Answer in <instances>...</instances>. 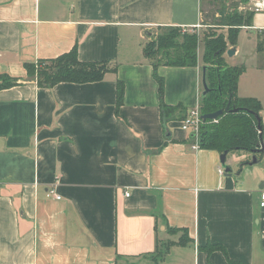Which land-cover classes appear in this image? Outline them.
Instances as JSON below:
<instances>
[{
  "label": "crops",
  "instance_id": "obj_1",
  "mask_svg": "<svg viewBox=\"0 0 264 264\" xmlns=\"http://www.w3.org/2000/svg\"><path fill=\"white\" fill-rule=\"evenodd\" d=\"M201 22V0H0V74L18 81L0 91V264H153L158 240L175 243L181 231L187 242L160 264H229L208 244L264 264V153L241 169L251 155L229 153L225 174L217 151L192 149L182 120L166 122V137L143 55L158 27L197 32ZM74 46L80 61H110L116 73L52 88L27 77L25 63ZM236 49L226 63L245 67L236 93L260 103L264 146V12L240 29ZM201 54L196 67L157 69L164 103L186 116L201 101Z\"/></svg>",
  "mask_w": 264,
  "mask_h": 264
},
{
  "label": "trees",
  "instance_id": "obj_2",
  "mask_svg": "<svg viewBox=\"0 0 264 264\" xmlns=\"http://www.w3.org/2000/svg\"><path fill=\"white\" fill-rule=\"evenodd\" d=\"M210 3L211 0H201ZM221 2L248 0H219ZM253 12L238 14L233 12L224 17L228 28L226 34L203 35L196 31L188 32L178 27H158L152 36L143 44L142 51L153 69V78L157 84L159 107L164 128L169 120H183L186 113L180 105L167 106L164 101V80L157 75V69L165 67H196L198 65V48L203 42L201 62L207 66L206 83L208 93L201 99L199 114L206 115L224 109L225 111L215 121L202 122L198 137L199 148L215 150L220 155L223 152L245 153L255 157L257 161L264 153L262 129L260 121V103L253 98H238L237 82L245 67L231 66L226 63L227 49L237 45L238 33L242 27H250ZM261 45L258 44V51ZM23 68L27 77L34 78L41 88H52L59 83L87 84L100 82L106 74L116 73L117 65L110 61L85 62L80 61L76 46L70 51L50 60H38L35 63H25ZM17 79L0 74V91L17 85ZM124 84L116 80L115 111L123 103ZM236 110V112L232 111ZM249 163L241 162L239 168ZM176 232L173 229L168 230ZM181 239L177 242L168 241L162 257L168 253L173 244H185L186 233L181 231ZM162 245V244H161ZM160 242L154 253L158 251ZM207 253L221 251L229 264H240L228 259L224 248L208 244L202 248ZM159 254V253H158Z\"/></svg>",
  "mask_w": 264,
  "mask_h": 264
},
{
  "label": "rangeland",
  "instance_id": "obj_3",
  "mask_svg": "<svg viewBox=\"0 0 264 264\" xmlns=\"http://www.w3.org/2000/svg\"><path fill=\"white\" fill-rule=\"evenodd\" d=\"M239 3H240L239 1L221 2L219 0H211L210 3L205 2V1L202 2V22H201V27L198 29V31L196 33L200 37H202L203 35H210L212 33H215L216 35L217 34L218 35L219 34H226L228 32V28L225 25L226 23H225L224 17L227 14H230L233 12L234 13L237 12L238 14H243V13L249 12L247 2H243L244 4H239ZM241 6H243L245 9H238ZM188 32H192V31L188 30ZM248 35L250 36V34H244L243 37L248 39L247 38ZM246 39L244 40L245 43L247 42ZM246 45L247 44L243 45L242 47H244ZM199 48L200 49L203 48L202 40L200 41V47ZM199 48H198V50H199ZM243 62H245V60L242 61V63ZM245 63H246L247 67L251 66L253 64L251 62H249V63L245 62ZM238 98H240V97H238ZM236 154H238V153H236ZM231 156H232L231 154H229L227 156L226 164H227L228 160H230ZM238 164L240 165V163H238ZM181 237L182 236H180V239H181ZM172 239H174V238L173 237L170 238V241H172ZM159 242H160V246H159L158 251H160V252L154 253L152 255L153 260H154V262H152L153 264H160L161 263L160 259L163 258L162 255H164L163 253L166 250V244L168 243V239L164 238L163 241H159Z\"/></svg>",
  "mask_w": 264,
  "mask_h": 264
},
{
  "label": "built area",
  "instance_id": "obj_4",
  "mask_svg": "<svg viewBox=\"0 0 264 264\" xmlns=\"http://www.w3.org/2000/svg\"><path fill=\"white\" fill-rule=\"evenodd\" d=\"M247 4L249 12H264V0H248ZM238 9L245 8L241 6ZM201 124L202 120L200 119L199 108L188 113L181 123V128L184 131H189L191 135H194V137H192L194 141L192 149L194 150H197L199 148L198 137L200 133ZM218 172L220 174H223V170L221 168L218 169ZM49 195H52L57 200L60 199L59 196L55 195L53 190L49 192ZM125 195L128 196V193H126ZM259 207L264 208V191H262L259 196Z\"/></svg>",
  "mask_w": 264,
  "mask_h": 264
},
{
  "label": "water",
  "instance_id": "obj_5",
  "mask_svg": "<svg viewBox=\"0 0 264 264\" xmlns=\"http://www.w3.org/2000/svg\"><path fill=\"white\" fill-rule=\"evenodd\" d=\"M236 51H237L236 46L230 47L226 51V56L228 58H231L236 54ZM206 69H207V66H205V65L201 66V85H202V90H203L202 94H201V99L204 98L205 95L209 91L207 83H206ZM228 110H229V104H227L224 109H220L214 113L201 115L200 119L202 120L203 123H205L207 120L208 121H215L219 116H221L225 111H228ZM232 111L236 112V110H232ZM165 134H166V137H170L169 129L166 127H165ZM191 136L194 137V135H191ZM227 154H228L227 152H223L219 157L220 166L224 170L225 174H229L231 172L230 167H228V165H226ZM256 162H257V159L253 156V157H251V161L248 163V165L256 164Z\"/></svg>",
  "mask_w": 264,
  "mask_h": 264
}]
</instances>
